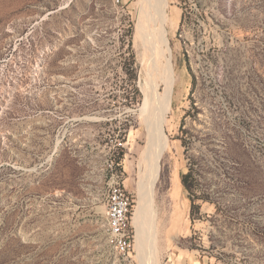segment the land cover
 <instances>
[{
	"label": "rangeland",
	"instance_id": "1",
	"mask_svg": "<svg viewBox=\"0 0 264 264\" xmlns=\"http://www.w3.org/2000/svg\"><path fill=\"white\" fill-rule=\"evenodd\" d=\"M138 1L0 0V264H140L105 240L109 164L136 208L146 144ZM168 14L158 264H264V0H168ZM191 164L219 202L194 220Z\"/></svg>",
	"mask_w": 264,
	"mask_h": 264
},
{
	"label": "bare ground",
	"instance_id": "2",
	"mask_svg": "<svg viewBox=\"0 0 264 264\" xmlns=\"http://www.w3.org/2000/svg\"><path fill=\"white\" fill-rule=\"evenodd\" d=\"M135 25V46L147 66L140 90L139 107L145 126L146 144L140 151L137 182V205L133 214L136 258L140 264H158L153 194L161 172V160L170 147L165 133L172 110L175 75L171 61L168 24V0H139ZM162 85V90L160 86Z\"/></svg>",
	"mask_w": 264,
	"mask_h": 264
},
{
	"label": "built area",
	"instance_id": "3",
	"mask_svg": "<svg viewBox=\"0 0 264 264\" xmlns=\"http://www.w3.org/2000/svg\"><path fill=\"white\" fill-rule=\"evenodd\" d=\"M109 168L105 240L117 255L130 256L135 245L134 193L125 185L120 163H116L114 159L109 164Z\"/></svg>",
	"mask_w": 264,
	"mask_h": 264
},
{
	"label": "trees",
	"instance_id": "4",
	"mask_svg": "<svg viewBox=\"0 0 264 264\" xmlns=\"http://www.w3.org/2000/svg\"><path fill=\"white\" fill-rule=\"evenodd\" d=\"M115 162L120 163L117 160H115ZM181 183L186 190L187 196L190 201V217L192 220H194V218L199 215V208L201 207V204L198 203L199 200L214 202L218 211L219 202L215 199H211L207 191L203 189L197 190L199 187L197 183L196 173L194 172L192 164L189 165L188 171L181 175Z\"/></svg>",
	"mask_w": 264,
	"mask_h": 264
}]
</instances>
